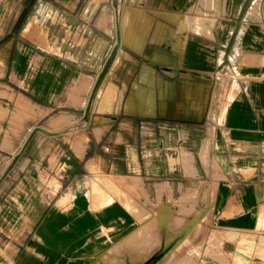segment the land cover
Returning a JSON list of instances; mask_svg holds the SVG:
<instances>
[{
  "label": "crops",
  "instance_id": "crops-1",
  "mask_svg": "<svg viewBox=\"0 0 264 264\" xmlns=\"http://www.w3.org/2000/svg\"><path fill=\"white\" fill-rule=\"evenodd\" d=\"M257 13L243 19L238 52L231 30L190 28L189 19L180 29L185 17H152L140 49L124 45L120 29L108 61L103 51L95 65H81L95 73L66 85V106L76 111L62 116L63 124L55 119L39 128L46 137L66 138L81 171L34 224L30 241L39 257L23 252L18 264L93 255L110 239L107 229L118 236L130 222L129 200L138 221L147 213L142 205L181 199L191 182L194 204L178 213L194 207L200 214L208 205L210 225L236 233L223 243L231 253L224 264H264V13ZM51 87L54 100L53 86L34 80L40 96ZM80 179L83 187L70 189ZM172 215L179 219L173 227L185 229L183 218ZM89 255L78 261L89 262Z\"/></svg>",
  "mask_w": 264,
  "mask_h": 264
},
{
  "label": "rangeland",
  "instance_id": "rangeland-1",
  "mask_svg": "<svg viewBox=\"0 0 264 264\" xmlns=\"http://www.w3.org/2000/svg\"><path fill=\"white\" fill-rule=\"evenodd\" d=\"M258 2L0 0V264H18L23 252L27 259L39 257L30 241L34 224L58 198L60 189L70 184L73 173L81 171L66 138L52 139L39 133L41 126L47 127L55 119V125L63 124L67 119L62 116L71 117L76 111L66 106V85L95 73L82 70L81 65H95L98 53L103 51L108 61L120 29L122 43L140 49L145 30L152 28V17H185L180 29L187 28L189 19L190 28L231 30L238 52L241 40L236 35L246 24L243 19L255 17L258 10L264 13V0L260 5ZM37 77L53 86L57 98L51 96L52 87L46 89L44 97L34 90ZM57 143L58 150L54 148ZM83 185L80 179L70 189ZM194 191L193 182L187 183L181 199L169 203L159 200L158 208L142 205L147 213L138 221L131 212L137 207L127 201L124 211L130 222L122 223L121 232L116 233L119 235L107 229L110 239L104 247L95 246L93 255L84 251L70 256L67 263H81L78 259L90 254L92 259L81 264H224L223 259L231 253L223 243L233 240L236 233L215 230L210 225L208 205L206 209L202 206L200 214L194 207L178 213L183 206L194 204ZM132 196L144 201L137 191ZM170 212L183 218L185 229L173 227V221L179 219Z\"/></svg>",
  "mask_w": 264,
  "mask_h": 264
},
{
  "label": "bare ground",
  "instance_id": "bare-ground-1",
  "mask_svg": "<svg viewBox=\"0 0 264 264\" xmlns=\"http://www.w3.org/2000/svg\"><path fill=\"white\" fill-rule=\"evenodd\" d=\"M124 33V32H123ZM125 34V33H124ZM126 35V34H125ZM207 155V154H206ZM203 156V155H202ZM207 158V157H206ZM205 158V159H206ZM203 159V158H202ZM123 219H125V214H123L122 216H121ZM167 221V220H166ZM164 222H165V220H164ZM161 223H163V222H161ZM243 239V238H242ZM244 240V239H243ZM246 241V240H245ZM240 244V243H239ZM246 244V243H245ZM252 246V245H251ZM245 247V246H244ZM246 248H247V246H246ZM236 258V257H235ZM235 261H236V259H235ZM262 261V260H261ZM257 262V261H256ZM234 263V262H233ZM260 264V263H259ZM263 264V263H262Z\"/></svg>",
  "mask_w": 264,
  "mask_h": 264
}]
</instances>
